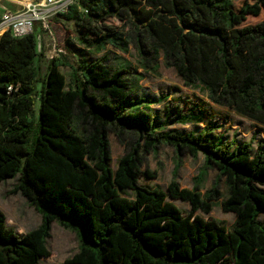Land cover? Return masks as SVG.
<instances>
[{
  "label": "trees",
  "instance_id": "obj_1",
  "mask_svg": "<svg viewBox=\"0 0 264 264\" xmlns=\"http://www.w3.org/2000/svg\"><path fill=\"white\" fill-rule=\"evenodd\" d=\"M237 4L76 0L62 16L79 28L80 45L106 53L92 63L53 59L42 82L37 33L0 36V184L19 178L12 194L24 196L43 221L33 245L31 233L21 237L0 207V264H34L47 253L43 244L54 223L80 237L79 264H264L263 146L255 152L252 143L227 142L210 125L195 133L167 131L171 124L200 125L204 111H178L157 125L153 106L167 97L129 101L136 77L126 61L109 64L110 46L128 54L133 44L145 69L162 56L184 86L264 126V20L243 26L262 14L264 0ZM11 86L18 89L9 94ZM111 133L126 146L116 169ZM161 146L204 156L193 189L176 180L167 192L141 185L145 156ZM210 170L225 179L221 207L236 216L232 229L203 216L223 198L218 181L201 192ZM169 198L188 203L191 212Z\"/></svg>",
  "mask_w": 264,
  "mask_h": 264
},
{
  "label": "rangeland",
  "instance_id": "obj_2",
  "mask_svg": "<svg viewBox=\"0 0 264 264\" xmlns=\"http://www.w3.org/2000/svg\"><path fill=\"white\" fill-rule=\"evenodd\" d=\"M258 0H238L237 5L245 7L255 4ZM25 0H0V18L5 10H19L25 5ZM264 20V11L260 16H248L243 26H253ZM114 22V21H113ZM118 27L120 23L114 22ZM50 26L55 37L57 49L62 50L60 58L71 63L78 60H84L92 63L103 57L106 51L97 53L94 50L84 48L77 41L79 28L74 22L68 21L62 16L52 18ZM42 36V50L38 48L41 54L36 60V66L39 69L40 82L45 79L48 65L54 54V45L51 43L48 35L42 33V26H37V36ZM40 46V41L38 42ZM47 44V46H46ZM108 51L115 54L111 55L110 65L126 63L131 69L132 76L136 77L133 86V93L129 101L133 99L148 98L158 99L162 96L167 97V101L158 106H153V118L157 125H163L164 121L170 117L173 119L178 111L187 113L195 111L199 113L204 111V122L200 125H180L171 124L166 127L167 131L178 133H195L202 131L207 125L215 128V134L224 135L227 142L234 141L237 144L252 143L254 151L259 146L264 148V126L245 118L234 110L218 107L211 103L207 94L200 90L191 89L184 86L183 80L175 69L167 68L163 57L156 61L149 69H145L141 64V56L136 47L131 44L129 53L124 54L116 51L111 46ZM156 66V68H155ZM62 72L69 78L70 70L62 68ZM38 93L41 92L42 83L38 84ZM40 102L37 101L35 112L39 115ZM129 143V140H127ZM126 142V143H127ZM110 143L112 151V167L116 169L118 161L126 154V146L114 134H110ZM145 164L141 168L140 183L142 186L152 190H162L167 192L169 185L176 180L181 188L193 189L195 180L204 166V156L198 158L185 153L180 156L175 149L168 146H161L158 151L145 156ZM177 173L175 175V170ZM152 173V177H147L146 172ZM218 172L210 170L201 192L205 194L214 187L218 181V188L223 198L216 205L212 213L208 216L203 215L208 220L222 222L228 229H232L236 222V216L232 213H225L221 203L227 197V187L225 179L218 180ZM19 178L9 179L0 184V207L5 212L8 225L13 228L21 237L25 238L31 233L30 240L33 245L38 244L40 239V227L42 226V216L32 207L27 199L21 194H12L13 189L18 185ZM180 208L185 215L191 212V206L178 200L168 199ZM198 215V214H197ZM260 221L264 224V215H261ZM46 254L40 256L34 261V264H79L75 258L80 254V237L77 233L61 227L58 223L52 225L50 237L43 244Z\"/></svg>",
  "mask_w": 264,
  "mask_h": 264
},
{
  "label": "built area",
  "instance_id": "obj_3",
  "mask_svg": "<svg viewBox=\"0 0 264 264\" xmlns=\"http://www.w3.org/2000/svg\"><path fill=\"white\" fill-rule=\"evenodd\" d=\"M26 4L19 9L17 13L10 10H5L3 19L0 23V36L10 32L16 38H23L37 33V26L41 24L42 33L51 37L49 46L54 45V56L58 59L62 56L63 51L57 49L55 37L53 35L50 22L52 18L62 16L70 12L76 0H25ZM41 42L38 48L42 50V36H37V42ZM53 60V59H52ZM14 86L9 87L8 93L11 94L17 91Z\"/></svg>",
  "mask_w": 264,
  "mask_h": 264
},
{
  "label": "crops",
  "instance_id": "obj_4",
  "mask_svg": "<svg viewBox=\"0 0 264 264\" xmlns=\"http://www.w3.org/2000/svg\"><path fill=\"white\" fill-rule=\"evenodd\" d=\"M8 10H9V9H8ZM10 11H12V12H14V13H17L19 10H14V11H13V10H10ZM2 17H3V15H2L1 18H0V23L2 22V19H3ZM62 17H63V16H62ZM46 46H47V44H46ZM220 135H222V134H220ZM223 136H224V135H223ZM231 142H233V141H231ZM239 145H242V144H239ZM256 151H257V150H256ZM256 151H255V152H256ZM117 165H118V164H117ZM112 168H113V167H112ZM116 168H117V167H116Z\"/></svg>",
  "mask_w": 264,
  "mask_h": 264
}]
</instances>
